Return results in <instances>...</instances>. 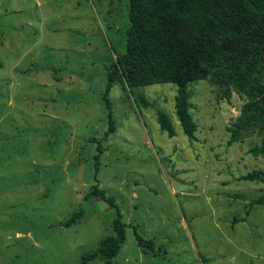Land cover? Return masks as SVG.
I'll return each instance as SVG.
<instances>
[{"label": "rangeland", "instance_id": "374dc122", "mask_svg": "<svg viewBox=\"0 0 264 264\" xmlns=\"http://www.w3.org/2000/svg\"><path fill=\"white\" fill-rule=\"evenodd\" d=\"M128 4L0 0V264H79L113 233L116 210L126 240L115 263L264 264V199L254 203L264 196V122L230 142L247 94L215 74L192 83L193 139L175 116L174 84L131 93L115 82L108 108L105 71L125 50ZM250 173L262 180L242 178ZM95 185L113 205L86 196ZM79 207L81 218L64 226ZM133 225L154 242L147 253Z\"/></svg>", "mask_w": 264, "mask_h": 264}, {"label": "trees", "instance_id": "16d2710c", "mask_svg": "<svg viewBox=\"0 0 264 264\" xmlns=\"http://www.w3.org/2000/svg\"><path fill=\"white\" fill-rule=\"evenodd\" d=\"M128 18L125 50L105 71L104 97L108 108L107 94L115 82L131 93L151 84H174L175 116L182 132L193 139L197 126L190 112L189 86L215 74L214 82L226 84L231 80L248 98L241 110L245 120L241 118L240 125L231 129L230 142L237 141L241 130L256 121L264 122V71L261 70L264 67V0H129ZM134 100L148 105L144 95L137 91ZM157 122L168 136L175 135L174 125L164 111L158 112ZM114 128L109 113L108 132ZM96 150L95 174L104 148L99 143ZM242 178L262 180L257 173ZM92 194L113 205L97 185L86 196ZM262 199L264 196L254 203H261ZM83 213L79 207L63 225L75 223ZM132 229L136 243L147 253L145 247L152 249L154 242L144 240L136 225ZM112 231L99 240L95 250L83 254L79 264H86L97 256L103 258L104 264H126L113 262L126 240V223L119 210L112 221Z\"/></svg>", "mask_w": 264, "mask_h": 264}]
</instances>
